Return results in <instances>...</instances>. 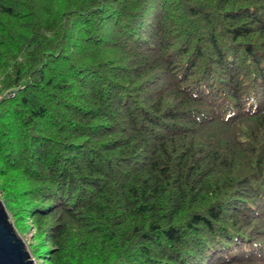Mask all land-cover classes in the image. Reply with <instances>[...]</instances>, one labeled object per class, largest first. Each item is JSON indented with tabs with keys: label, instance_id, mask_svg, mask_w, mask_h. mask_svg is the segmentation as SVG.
Masks as SVG:
<instances>
[{
	"label": "trees",
	"instance_id": "obj_1",
	"mask_svg": "<svg viewBox=\"0 0 264 264\" xmlns=\"http://www.w3.org/2000/svg\"><path fill=\"white\" fill-rule=\"evenodd\" d=\"M0 198L43 264H264V0H0Z\"/></svg>",
	"mask_w": 264,
	"mask_h": 264
},
{
	"label": "water",
	"instance_id": "obj_2",
	"mask_svg": "<svg viewBox=\"0 0 264 264\" xmlns=\"http://www.w3.org/2000/svg\"><path fill=\"white\" fill-rule=\"evenodd\" d=\"M0 264H35L0 199Z\"/></svg>",
	"mask_w": 264,
	"mask_h": 264
},
{
	"label": "rangeland",
	"instance_id": "obj_3",
	"mask_svg": "<svg viewBox=\"0 0 264 264\" xmlns=\"http://www.w3.org/2000/svg\"><path fill=\"white\" fill-rule=\"evenodd\" d=\"M1 199V198H0ZM1 201H2V199H1ZM2 203H3V201H2ZM4 204V203H3ZM7 213H8V211H7ZM10 218V217H9ZM10 221H11V219H10ZM11 223H12V221H11ZM12 225H13V223H12ZM14 227V226H13ZM16 230V229H15ZM16 232L18 233V231L16 230ZM19 234V233H18ZM28 234L29 233H27V234H25V235H21V234H19V236L24 240V242L26 243V248L28 249V252H29V254H30V257H32L33 259H34V262L36 263V264H43V260H41V258H39V257H35V255H33L32 254V252L30 251V249H29V247H28V245H27V242H26V238L25 237H28ZM41 260V261H40Z\"/></svg>",
	"mask_w": 264,
	"mask_h": 264
},
{
	"label": "bare ground",
	"instance_id": "obj_4",
	"mask_svg": "<svg viewBox=\"0 0 264 264\" xmlns=\"http://www.w3.org/2000/svg\"><path fill=\"white\" fill-rule=\"evenodd\" d=\"M36 264V263H35Z\"/></svg>",
	"mask_w": 264,
	"mask_h": 264
}]
</instances>
